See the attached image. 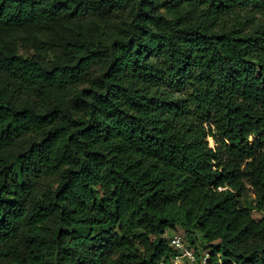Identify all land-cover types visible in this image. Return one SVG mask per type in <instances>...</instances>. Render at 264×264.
Listing matches in <instances>:
<instances>
[{
  "label": "trees",
  "instance_id": "16d2710c",
  "mask_svg": "<svg viewBox=\"0 0 264 264\" xmlns=\"http://www.w3.org/2000/svg\"><path fill=\"white\" fill-rule=\"evenodd\" d=\"M168 230L264 264V0H0V264H172Z\"/></svg>",
  "mask_w": 264,
  "mask_h": 264
},
{
  "label": "rangeland",
  "instance_id": "374dc122",
  "mask_svg": "<svg viewBox=\"0 0 264 264\" xmlns=\"http://www.w3.org/2000/svg\"><path fill=\"white\" fill-rule=\"evenodd\" d=\"M119 20H120V16H118L114 20H111V21L105 23L101 27V31H102L103 38L107 39V38H111V37L115 36V33L114 32H115V29L119 25ZM20 36H21V34H19V33L11 34L10 36L5 37L3 39V41H2V43L3 44H9V43L15 42L16 43V49H17L18 54H20L21 56H24V57L31 56L32 55L31 48L28 45H24V44L21 43V41L19 40V37ZM252 140L253 139L250 138V141H252ZM208 142H209V145L211 147L214 146V143H213V139L212 138H208ZM252 215H253L254 218H257V219H259V218L262 217V215L260 213H258V212H253ZM177 235H181V234L179 232H176V231H170V230H168L166 232V234L164 235V238L167 239V240H170V239L176 237ZM197 249H198V253L199 254H203L204 253V251L202 250V248L200 246H198ZM203 255L205 256L204 258H207L208 257L207 253H205ZM204 258L203 259L201 258V260H204ZM180 264H193V263H190V262L181 260V263Z\"/></svg>",
  "mask_w": 264,
  "mask_h": 264
},
{
  "label": "built area",
  "instance_id": "2783aa9c",
  "mask_svg": "<svg viewBox=\"0 0 264 264\" xmlns=\"http://www.w3.org/2000/svg\"><path fill=\"white\" fill-rule=\"evenodd\" d=\"M170 246L176 251L172 264H180L181 260H187L188 262L195 263L193 251L185 245V241L180 236L177 235L176 237L170 239ZM205 260L206 258H204L202 262H205Z\"/></svg>",
  "mask_w": 264,
  "mask_h": 264
}]
</instances>
